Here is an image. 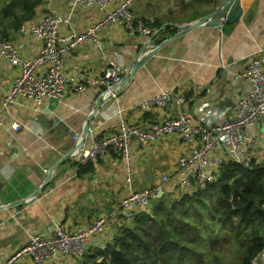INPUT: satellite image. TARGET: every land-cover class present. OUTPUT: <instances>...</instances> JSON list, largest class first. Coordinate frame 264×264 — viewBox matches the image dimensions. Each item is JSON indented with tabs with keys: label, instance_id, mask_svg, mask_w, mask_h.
Instances as JSON below:
<instances>
[{
	"label": "crops",
	"instance_id": "1",
	"mask_svg": "<svg viewBox=\"0 0 264 264\" xmlns=\"http://www.w3.org/2000/svg\"><path fill=\"white\" fill-rule=\"evenodd\" d=\"M225 1L137 0L132 12L160 23L150 39L112 22L103 29L99 44L86 41L68 51L64 56L65 73L82 75L85 80L103 70L102 52L131 70L142 51H154L123 83L116 100L108 101L98 88L88 87L81 93L69 92L54 110L44 111L50 99L41 110L25 97H18L10 105L0 124V260L25 244L31 230L46 231L58 223L74 230L106 215L104 229L91 239L87 249L103 247L121 225L127 224L119 207L131 190L155 187L164 174L170 179L163 187L165 192L175 196L186 190L180 183L182 171L177 162L195 143L178 132L145 145L133 137L130 166L112 152L77 166L74 156L80 151V143L73 136L79 133L85 138L89 127L98 136L113 134L122 122L146 129L186 108L198 117L196 106L201 98L222 110L234 108L250 89V83L236 75L247 66L251 55L264 50V0H240L242 15L234 23L203 24L175 37L186 25L212 13ZM72 5V0H44L35 16L48 11L69 16L70 22L61 25V34L69 35L83 31L106 12L98 5ZM10 40L24 57L37 54L41 47L38 37L18 30ZM16 72L0 57V100L10 91ZM165 89L184 94L186 104L180 107L170 103L151 110L138 106ZM13 120L21 123L18 130L10 129ZM252 133L262 159L264 132L258 125L252 127ZM73 263L74 258L67 255L49 264Z\"/></svg>",
	"mask_w": 264,
	"mask_h": 264
},
{
	"label": "built area",
	"instance_id": "2",
	"mask_svg": "<svg viewBox=\"0 0 264 264\" xmlns=\"http://www.w3.org/2000/svg\"><path fill=\"white\" fill-rule=\"evenodd\" d=\"M136 1L72 0L74 7L98 5L106 12L83 31L71 32L69 35L61 34V25L70 22L69 16L64 17L55 11L35 16L21 24L18 29L21 34H32L41 40L39 52L30 57L22 56L19 48L10 39L0 36V57L17 69L10 91L0 100V124L3 123V114L18 97L29 99L39 110L46 99H61L69 92L81 93L88 87L98 88L106 100H116L130 67L102 52L105 60L103 70L85 80L82 75L71 76L65 73L64 56L86 41L99 44L103 29L112 22L121 23L131 33L138 32L150 39L158 28L153 25L154 19L145 20L132 12L131 7ZM146 42L150 43V40ZM263 51L251 55L247 66L236 75L248 81L250 89L241 96L234 108L222 110L212 104V101L201 98L196 106L199 110L198 117L194 111L186 108L178 111L175 116L151 123L146 129L122 122L117 132L104 136H98L89 127L85 138L80 137L79 133L73 136L80 143V151L74 156L76 165L97 160L112 152L130 166L133 137L145 145L165 134L177 132L195 143L190 152L180 156L177 162L182 171L180 183L187 191L203 189L214 182L224 163L250 165L261 158L256 148L258 140L252 133V127L264 123ZM170 103L181 107L186 104V97L172 89H165L143 99L138 106L143 110H151L154 107L165 108ZM118 112L121 110L118 109ZM9 127L18 130L21 123L13 120ZM169 180V175L164 174L155 187L131 190L120 203L121 217L130 222L137 212L146 211L151 199L165 190ZM107 219L108 216L103 215L89 226L74 230L59 223L46 231L31 230L26 243L6 260H0V264H49L67 255L74 258L73 264H79V259L91 239L104 229ZM258 262L264 264V247L252 259V264Z\"/></svg>",
	"mask_w": 264,
	"mask_h": 264
},
{
	"label": "trees",
	"instance_id": "3",
	"mask_svg": "<svg viewBox=\"0 0 264 264\" xmlns=\"http://www.w3.org/2000/svg\"><path fill=\"white\" fill-rule=\"evenodd\" d=\"M0 1V36L6 39L34 19L44 2ZM159 24L154 20V26ZM177 194L168 191L152 198L148 209L121 225L105 246L86 249L79 260L84 258L82 264H252L264 247V163H224L216 180L205 188Z\"/></svg>",
	"mask_w": 264,
	"mask_h": 264
},
{
	"label": "water",
	"instance_id": "4",
	"mask_svg": "<svg viewBox=\"0 0 264 264\" xmlns=\"http://www.w3.org/2000/svg\"><path fill=\"white\" fill-rule=\"evenodd\" d=\"M241 15H242V7L240 5V0H226L225 3H223V5L221 7L217 8L212 13L204 16L202 19H198V20L190 23L189 25H186L184 27V29H182V31L175 34L176 35L175 37H177L181 33H183L185 29H193V28L199 27L200 25H203V24H206V25L213 24V25L221 26L223 24V22L234 23L241 17ZM224 16H226V19H224ZM147 50H149V49L147 48L144 51H142V53L144 52L142 57H140L132 65L130 72L125 77V81L131 79L133 74L140 67H142L145 64V62L148 60L150 55H153L152 50H150V53H148ZM230 62H231V60L228 61V63H230ZM50 101L51 102L44 108V111L54 110V108L60 102V99L58 97H54V98H51ZM96 110H97V108L94 111H96ZM164 192L165 191L163 190V191H161L160 194L162 195ZM160 194L158 195V197H160Z\"/></svg>",
	"mask_w": 264,
	"mask_h": 264
},
{
	"label": "rangeland",
	"instance_id": "5",
	"mask_svg": "<svg viewBox=\"0 0 264 264\" xmlns=\"http://www.w3.org/2000/svg\"><path fill=\"white\" fill-rule=\"evenodd\" d=\"M194 1H196V0H194ZM0 3H1V1H0ZM190 3V2H189ZM198 6H200V2L198 3ZM109 101V100H108ZM259 129H260V131L261 132H264V123H260L259 124ZM261 159V158H260ZM256 162H259V163H264V155H263V158L261 159V160H256ZM176 197H177V195H175ZM192 211V209H190V211L189 212H191ZM188 212V213H189ZM102 258V257H101ZM100 258V259H101Z\"/></svg>",
	"mask_w": 264,
	"mask_h": 264
}]
</instances>
